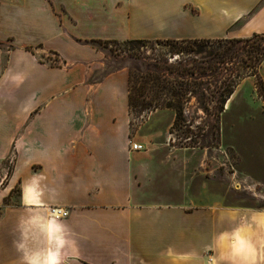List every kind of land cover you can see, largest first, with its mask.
I'll return each mask as SVG.
<instances>
[{
	"label": "crops",
	"instance_id": "1",
	"mask_svg": "<svg viewBox=\"0 0 264 264\" xmlns=\"http://www.w3.org/2000/svg\"><path fill=\"white\" fill-rule=\"evenodd\" d=\"M253 34L264 0H0V264H264V209L163 204L128 70L91 78L93 40Z\"/></svg>",
	"mask_w": 264,
	"mask_h": 264
},
{
	"label": "rangeland",
	"instance_id": "2",
	"mask_svg": "<svg viewBox=\"0 0 264 264\" xmlns=\"http://www.w3.org/2000/svg\"><path fill=\"white\" fill-rule=\"evenodd\" d=\"M232 39L239 38L224 40ZM240 39H248L247 43H236L241 50H247L248 46H264V35ZM163 44L155 40H149L144 47L125 46L121 41L96 44L102 59L91 78L99 79L116 66L127 69L130 54L148 62L165 58L171 62L178 58V55L170 57L169 48ZM212 49L214 46L204 48L206 52ZM42 57L51 65L59 64L51 52H45ZM191 58L199 61L202 57L193 55ZM240 62L237 58L225 61L216 76L205 78L204 97L201 101L188 97L182 119L176 125L174 112L168 108L131 112L130 142L139 134L147 137V145L155 146L151 159L158 164L159 175L155 176L158 182L154 187H160L163 204L210 209H264V98L258 86L262 82L264 87V63L255 64L254 75H251L252 72L240 67ZM238 72L243 73L242 78L236 81L233 95L220 112L217 91L223 83L234 80ZM187 144L193 147H183ZM11 167L12 157L0 163L1 170L3 168V173L0 170V188ZM17 193L18 189L14 188L11 196L15 197ZM5 200L15 202L14 199Z\"/></svg>",
	"mask_w": 264,
	"mask_h": 264
},
{
	"label": "trees",
	"instance_id": "3",
	"mask_svg": "<svg viewBox=\"0 0 264 264\" xmlns=\"http://www.w3.org/2000/svg\"><path fill=\"white\" fill-rule=\"evenodd\" d=\"M259 35L264 34H253L252 36L258 37ZM223 40H155L157 43L163 42V45L169 48L170 57L178 55V58L171 62H168L167 58L160 60L151 59L148 62L145 58L140 59L139 56L130 54L126 63L130 114L131 112L141 113L143 111L149 112L160 108H168L174 112V125H176L182 119L183 107L188 97L193 96L201 101L204 97L203 80L216 76L222 63H225V61L231 62L237 58L241 61V68L252 72L255 64L264 61V46L260 48L258 46H248L247 50H241L235 46L236 43H247L248 39ZM107 42L118 43L115 40H93L91 44L96 47V44ZM148 42L149 40L140 39L121 41L125 46L138 45L139 47L146 46ZM223 42L229 43V45L223 44ZM206 46H214V49L206 52L204 50ZM179 55H184V57L180 58ZM193 55H201L202 58L198 61L195 58H191ZM240 55L245 56L246 59H242ZM121 68L123 67L116 66L108 73ZM242 75L238 72L235 74L234 80H230L231 82L229 83H223L221 89L217 91L218 111L221 112L224 109V103L234 92L236 81L241 79ZM251 75H254V73L252 72ZM258 86L262 92L261 97L264 98L262 82H259ZM186 146L193 147L192 144H187Z\"/></svg>",
	"mask_w": 264,
	"mask_h": 264
},
{
	"label": "built area",
	"instance_id": "4",
	"mask_svg": "<svg viewBox=\"0 0 264 264\" xmlns=\"http://www.w3.org/2000/svg\"><path fill=\"white\" fill-rule=\"evenodd\" d=\"M130 148L133 150H138L141 149L142 145L130 142L129 143ZM50 213L53 217L55 218H64L68 215V210L66 209H61V208H51Z\"/></svg>",
	"mask_w": 264,
	"mask_h": 264
}]
</instances>
